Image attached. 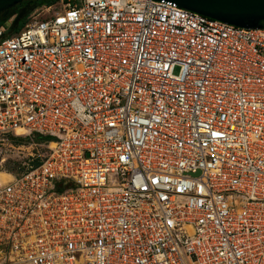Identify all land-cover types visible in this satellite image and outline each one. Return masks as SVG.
I'll return each mask as SVG.
<instances>
[{
    "label": "built area",
    "instance_id": "1",
    "mask_svg": "<svg viewBox=\"0 0 264 264\" xmlns=\"http://www.w3.org/2000/svg\"><path fill=\"white\" fill-rule=\"evenodd\" d=\"M8 29L0 264H264V29L156 0Z\"/></svg>",
    "mask_w": 264,
    "mask_h": 264
},
{
    "label": "water",
    "instance_id": "2",
    "mask_svg": "<svg viewBox=\"0 0 264 264\" xmlns=\"http://www.w3.org/2000/svg\"><path fill=\"white\" fill-rule=\"evenodd\" d=\"M25 0H0V23L8 18L16 6ZM173 2L183 8L205 17L245 29H264V0H156ZM32 6L20 8L13 27Z\"/></svg>",
    "mask_w": 264,
    "mask_h": 264
},
{
    "label": "rangeland",
    "instance_id": "3",
    "mask_svg": "<svg viewBox=\"0 0 264 264\" xmlns=\"http://www.w3.org/2000/svg\"><path fill=\"white\" fill-rule=\"evenodd\" d=\"M36 2H37V0H30L27 3H25V4H21L19 6H16L13 9L12 13L8 15V19L5 21V22H7V26H9L7 35H10L11 33L14 32L13 30H14L15 27H13V22H14L16 16H17V14L19 13L20 8H22L24 6H27V5L28 6H32L30 11L27 12L24 17H21L19 19L18 26L20 25L21 22H24L27 19V17L29 16L30 12H32L34 10V8L38 5V3H40V2H37V3ZM176 72H177V69L175 70V73ZM61 187H64V188L72 187V184H65V185H62Z\"/></svg>",
    "mask_w": 264,
    "mask_h": 264
},
{
    "label": "trees",
    "instance_id": "4",
    "mask_svg": "<svg viewBox=\"0 0 264 264\" xmlns=\"http://www.w3.org/2000/svg\"><path fill=\"white\" fill-rule=\"evenodd\" d=\"M28 1H30V0H25L24 2H28ZM54 1H56V0H37V2H40V3H38V5H39V4H42V3H48V4H49V3H52V2H54ZM37 2H36V3H37ZM7 19H8V18H7ZM7 19H6V20H7ZM6 20H5V21H6ZM5 21H2V22L0 23V25H1L2 23H4ZM22 25H23V22H21L20 25H19L18 27L14 28L13 31H14V32L19 31V30L21 29Z\"/></svg>",
    "mask_w": 264,
    "mask_h": 264
},
{
    "label": "bare ground",
    "instance_id": "5",
    "mask_svg": "<svg viewBox=\"0 0 264 264\" xmlns=\"http://www.w3.org/2000/svg\"><path fill=\"white\" fill-rule=\"evenodd\" d=\"M9 176L7 174L0 173L1 180L7 179Z\"/></svg>",
    "mask_w": 264,
    "mask_h": 264
},
{
    "label": "flooded vegetation",
    "instance_id": "6",
    "mask_svg": "<svg viewBox=\"0 0 264 264\" xmlns=\"http://www.w3.org/2000/svg\"><path fill=\"white\" fill-rule=\"evenodd\" d=\"M25 3H27V2H23L22 4H25Z\"/></svg>",
    "mask_w": 264,
    "mask_h": 264
},
{
    "label": "snow or ice",
    "instance_id": "7",
    "mask_svg": "<svg viewBox=\"0 0 264 264\" xmlns=\"http://www.w3.org/2000/svg\"><path fill=\"white\" fill-rule=\"evenodd\" d=\"M216 135H219V133H215Z\"/></svg>",
    "mask_w": 264,
    "mask_h": 264
}]
</instances>
